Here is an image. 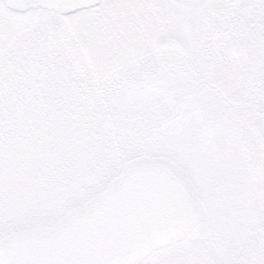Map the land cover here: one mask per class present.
<instances>
[{"label": "snow or ice", "instance_id": "obj_1", "mask_svg": "<svg viewBox=\"0 0 264 264\" xmlns=\"http://www.w3.org/2000/svg\"><path fill=\"white\" fill-rule=\"evenodd\" d=\"M0 264H264V0H0Z\"/></svg>", "mask_w": 264, "mask_h": 264}]
</instances>
